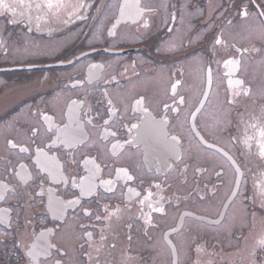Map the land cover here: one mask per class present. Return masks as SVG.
I'll list each match as a JSON object with an SVG mask.
<instances>
[{
    "label": "flooded vegetation",
    "instance_id": "1",
    "mask_svg": "<svg viewBox=\"0 0 264 264\" xmlns=\"http://www.w3.org/2000/svg\"><path fill=\"white\" fill-rule=\"evenodd\" d=\"M73 5L0 12V264H264V0Z\"/></svg>",
    "mask_w": 264,
    "mask_h": 264
},
{
    "label": "rangeland",
    "instance_id": "2",
    "mask_svg": "<svg viewBox=\"0 0 264 264\" xmlns=\"http://www.w3.org/2000/svg\"><path fill=\"white\" fill-rule=\"evenodd\" d=\"M36 1L38 3V6L36 5ZM88 3L89 0H27V2L26 0L24 2H22L21 0H0V12L10 18H13L15 23L21 20V23L28 22L30 24V22L34 18L37 19L36 22H38V26L42 23H46L47 21L61 22L64 20L66 24H69L71 21H73V19L70 17L67 19V17L74 12L71 5L74 4L79 8L80 6ZM4 5H7V7H5ZM49 5H51V7H49ZM8 17H6L5 19L0 18V25L2 27L10 26ZM245 26H247V24ZM32 27L34 26L32 25ZM249 30V27H247L244 35H239L240 30H236L234 31V33L230 32V36L240 37L242 41L245 42L247 41V39L252 37L249 35ZM6 36H8L7 32ZM28 40L30 42L29 46H26L25 43L22 46L16 45L15 49H17L19 53L27 51L41 53L46 51L48 47L47 41L45 42L43 40L35 39H32L30 41V39H27L26 42H28ZM47 52H49L48 49Z\"/></svg>",
    "mask_w": 264,
    "mask_h": 264
},
{
    "label": "snow or ice",
    "instance_id": "3",
    "mask_svg": "<svg viewBox=\"0 0 264 264\" xmlns=\"http://www.w3.org/2000/svg\"><path fill=\"white\" fill-rule=\"evenodd\" d=\"M4 6L7 7V5H4ZM49 7H51V5H49ZM259 136H260V140H258L257 142L260 146L261 154L264 155V128L260 129ZM252 139H254V138L253 137H246L244 142L246 144H249V142ZM261 243H264V240H262Z\"/></svg>",
    "mask_w": 264,
    "mask_h": 264
}]
</instances>
